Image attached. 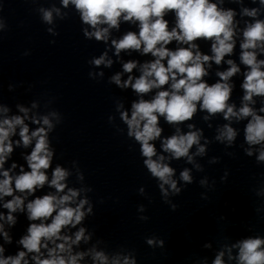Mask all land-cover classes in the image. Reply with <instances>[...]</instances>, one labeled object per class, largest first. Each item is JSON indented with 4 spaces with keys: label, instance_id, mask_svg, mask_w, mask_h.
<instances>
[{
    "label": "clouds",
    "instance_id": "clouds-1",
    "mask_svg": "<svg viewBox=\"0 0 264 264\" xmlns=\"http://www.w3.org/2000/svg\"><path fill=\"white\" fill-rule=\"evenodd\" d=\"M224 3L225 0H60V6L52 3L36 9L42 23L48 25L47 32L57 36L56 22L69 17L66 10L71 6L80 18L84 38L105 45L102 54L88 61L94 69H111L120 62L122 53L151 55L152 59L143 63L135 59L123 62L122 70L111 75L109 83L131 90L135 96L128 107L123 100H116L115 111L126 126L127 138L140 146L143 165L172 211L178 207L172 197L195 182L193 169L204 171L194 157L204 156L205 146L211 142L202 130H193L195 125L188 123L197 112H206L205 120L219 114L227 121L214 137L225 148L235 146L240 130L234 125L244 122L243 141L247 147L243 152L253 157L255 151L256 163L264 165V58L258 59L264 57V0H251L254 7L243 6V0H230L241 5L239 11L225 9ZM169 13L175 15L171 29L166 19ZM243 18L248 19L239 43L240 65L244 67L241 106L237 108L230 102L234 85L229 80L242 69L233 59L225 61V57L231 56L237 46V28ZM122 22L134 24L137 30L112 38V30L118 32ZM6 29L0 16V33ZM198 40L212 42L211 55L200 51ZM174 41L181 46L173 50L169 45ZM222 61L229 67L218 71L219 79L209 84L204 79L208 69L212 63L221 65ZM104 75L103 70L89 72L91 79H102ZM13 88L9 85V91ZM254 97L262 98L259 107ZM51 103L49 100L45 107ZM15 108L13 112L0 101V264H82L86 260L91 264H138L133 250L120 247L109 253L98 248L103 240L93 242L94 232L84 226L85 220L94 215L88 196L92 188L84 185V174L77 163L73 161L72 168L59 163L53 167L55 149L50 135L62 123L61 114L54 109L41 113L39 101H32L30 106L18 103ZM108 120L115 125L116 116L110 115ZM161 120L174 128L171 135H164ZM185 125L188 131L182 132L181 126ZM115 126L119 132L125 131ZM16 149L26 150L21 152L25 164L12 159ZM181 159L192 167H184L177 175L172 162ZM218 162V157L209 160L210 164ZM73 174L80 187L70 186ZM227 177L226 171L221 180ZM199 184L212 189L215 181L210 184L205 176ZM253 191L257 197H264V185ZM139 193L146 195L144 187ZM202 199H207L206 194L202 193ZM137 210L146 211L142 204ZM261 210L256 209L258 213ZM20 215L28 224L25 234L15 240V253L10 254L6 247L14 243L10 230ZM139 219L147 221L149 217L140 215ZM82 241L84 248L80 247ZM145 242L153 249L165 246V241L156 236L146 237ZM211 247V242L203 245ZM196 264L207 262L201 259ZM211 264H264V236L223 243Z\"/></svg>",
    "mask_w": 264,
    "mask_h": 264
},
{
    "label": "water",
    "instance_id": "water-1",
    "mask_svg": "<svg viewBox=\"0 0 264 264\" xmlns=\"http://www.w3.org/2000/svg\"><path fill=\"white\" fill-rule=\"evenodd\" d=\"M52 3L60 6V0H39L38 3L0 0V16L7 24V29L0 33V101L13 112L18 103L30 106L32 101H39L41 113L54 109L61 114L62 123L50 135L55 149L53 167L59 163L72 168L75 161L84 174V185L92 188L88 196L94 206V215L85 220L84 226L94 232L93 242L104 241L98 248H105L109 253L120 247L133 250L138 264H196L201 259L211 264L223 243L247 236H264V197H257L253 191L264 185V165L256 163L255 151L253 157H247L243 152L247 147L243 141L244 122L234 125L240 130V136L231 148L214 141L217 129L227 123L221 115L205 120L207 113L197 112L188 122L195 125L193 130H202L211 143L205 146L204 156L194 157L204 171L193 169L195 182L186 186L179 196L172 197L178 206L172 211L163 202L156 180L143 165L140 146L127 138L126 126L115 111L116 100H123L128 107L135 96L131 90H121L109 83V77L122 70L123 62L135 59L143 63L152 59L151 55L122 53L120 62L114 63L111 69H94L88 61L102 54L105 45L84 38L80 18L71 6L66 10L69 17L56 22L59 34H49L48 25L42 23L36 9L50 7ZM243 6L256 5L251 4V0H243ZM224 7L239 11L241 5L225 0ZM166 19L171 29L175 24L174 13L167 14ZM246 19L239 21L233 54L225 57V61L233 59L242 69L229 80L234 85L230 102L237 108L241 106L243 94L244 66L240 65L239 43ZM136 30L134 24L122 22L118 32L112 30V38L119 39L127 31ZM53 40L55 43H51ZM196 43L203 54H212L211 41L198 40ZM179 46L175 41L169 45L173 50ZM25 52L29 54L25 55ZM228 67L223 61L221 65L212 63L209 75L204 79L209 84L215 83L219 79L216 73L226 71ZM100 70L105 73L102 79L89 77L90 71ZM9 85L14 86L12 91H9ZM253 99L259 107L262 98ZM49 100L52 103L45 107ZM110 115L116 116L115 125L125 129L123 133L109 123ZM161 125L165 136L173 133L174 128L163 120ZM181 131H188L186 125L181 126ZM22 151L26 150L16 149L12 159L25 164ZM212 157H218L219 162L210 164ZM172 166L177 169V175L184 167H192L183 159L173 161ZM226 171L227 180L222 181ZM205 176L210 184L215 181L214 188L200 186L199 180ZM69 183L70 186H81L75 174ZM141 187L146 195L139 193ZM202 193L207 199H202ZM141 204L145 206L144 213L137 210ZM257 208L262 210L258 213ZM140 215L149 219L141 221ZM27 224L26 217L20 215L17 225L10 230L14 237V243L6 246L10 254L15 253V240L25 234ZM152 236L163 239L164 248L149 247L145 238ZM206 242H211L212 247L203 248ZM80 247H85L83 241ZM82 264H91V261Z\"/></svg>",
    "mask_w": 264,
    "mask_h": 264
}]
</instances>
